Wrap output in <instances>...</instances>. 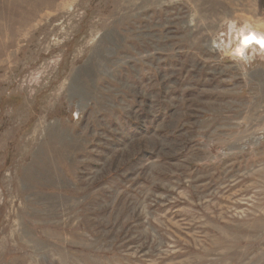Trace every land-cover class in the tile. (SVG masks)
Wrapping results in <instances>:
<instances>
[{"label":"rangeland","instance_id":"rangeland-1","mask_svg":"<svg viewBox=\"0 0 264 264\" xmlns=\"http://www.w3.org/2000/svg\"><path fill=\"white\" fill-rule=\"evenodd\" d=\"M245 27L264 0H0V264H264Z\"/></svg>","mask_w":264,"mask_h":264},{"label":"bare ground","instance_id":"bare-ground-1","mask_svg":"<svg viewBox=\"0 0 264 264\" xmlns=\"http://www.w3.org/2000/svg\"><path fill=\"white\" fill-rule=\"evenodd\" d=\"M247 33H249V34H247ZM255 33H257V34H255ZM251 34H254V35H256L257 37H261V36H264L263 34H261V33H259V30L258 29H254V31L253 30H251V29H248V28H242L241 30H240V35H238V44L236 45V48H235V54L237 55V56H241V57H245L246 55H245V53H246V51H247V49L250 47V49L252 48H254L255 46L254 45H252L253 43H251V44H249V45H247V46H243L242 45V40L244 39V37L245 36H248V35H251ZM254 44H256V43H254ZM260 46V45H259ZM241 47H243V53L241 54V53H239L237 50L239 49V48H241ZM261 48V47H260ZM261 50H264V48H261ZM263 52V51H262ZM237 255V254H236ZM221 258V257H220ZM228 260H230V259H228ZM226 264V263H225Z\"/></svg>","mask_w":264,"mask_h":264},{"label":"clouds","instance_id":"clouds-1","mask_svg":"<svg viewBox=\"0 0 264 264\" xmlns=\"http://www.w3.org/2000/svg\"><path fill=\"white\" fill-rule=\"evenodd\" d=\"M253 42L260 45L261 48H264V43H262V42H264V36L257 37L254 34L245 36L244 39L242 40V45L247 46ZM237 51L242 54L243 53V47L239 48Z\"/></svg>","mask_w":264,"mask_h":264},{"label":"snow or ice","instance_id":"snow-or-ice-1","mask_svg":"<svg viewBox=\"0 0 264 264\" xmlns=\"http://www.w3.org/2000/svg\"><path fill=\"white\" fill-rule=\"evenodd\" d=\"M262 43H264V42H262Z\"/></svg>","mask_w":264,"mask_h":264}]
</instances>
